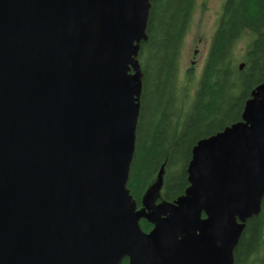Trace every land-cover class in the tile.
Returning <instances> with one entry per match:
<instances>
[{
    "label": "water",
    "instance_id": "water-1",
    "mask_svg": "<svg viewBox=\"0 0 264 264\" xmlns=\"http://www.w3.org/2000/svg\"><path fill=\"white\" fill-rule=\"evenodd\" d=\"M150 10L0 0V264L235 263L264 202V80L242 120L195 145L186 193L157 202L161 171L140 208L128 181Z\"/></svg>",
    "mask_w": 264,
    "mask_h": 264
},
{
    "label": "trees",
    "instance_id": "trees-1",
    "mask_svg": "<svg viewBox=\"0 0 264 264\" xmlns=\"http://www.w3.org/2000/svg\"><path fill=\"white\" fill-rule=\"evenodd\" d=\"M196 4L151 0L148 40L139 54L142 95L128 181L140 208L161 171L157 202H174L186 193L195 145L242 120L246 102L264 80V0H225L202 74L190 92L193 76L190 72L181 81L179 63ZM140 225L145 232L153 228L144 219ZM234 264H264V202L260 215L247 222Z\"/></svg>",
    "mask_w": 264,
    "mask_h": 264
},
{
    "label": "rangeland",
    "instance_id": "rangeland-1",
    "mask_svg": "<svg viewBox=\"0 0 264 264\" xmlns=\"http://www.w3.org/2000/svg\"><path fill=\"white\" fill-rule=\"evenodd\" d=\"M224 2L225 0H197L179 63L181 81H186L190 72L193 76L190 82L191 93L195 90L202 74ZM244 44V41L241 42L240 48H243Z\"/></svg>",
    "mask_w": 264,
    "mask_h": 264
}]
</instances>
